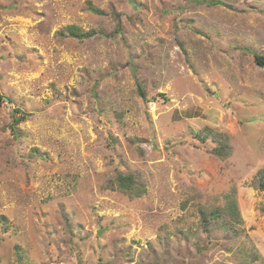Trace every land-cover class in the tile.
<instances>
[{"label": "rangeland", "instance_id": "374dc122", "mask_svg": "<svg viewBox=\"0 0 264 264\" xmlns=\"http://www.w3.org/2000/svg\"><path fill=\"white\" fill-rule=\"evenodd\" d=\"M256 56L264 0H0V264H264Z\"/></svg>", "mask_w": 264, "mask_h": 264}, {"label": "trees", "instance_id": "16d2710c", "mask_svg": "<svg viewBox=\"0 0 264 264\" xmlns=\"http://www.w3.org/2000/svg\"><path fill=\"white\" fill-rule=\"evenodd\" d=\"M88 9L93 14L103 15V13L101 11H98L97 9H94L92 7H89ZM65 29L67 31V35L70 38L77 39V40L88 39L94 34L93 31L85 32V31H82L75 26H68ZM255 60L257 61L258 65H260V66L264 65V59L262 57L256 56ZM137 91L141 97H144V92L142 91L140 86H137ZM19 121H20L19 119L14 120V122H16V123H18ZM207 135L211 136L212 141L215 144V148L212 149V153L216 157L227 158L231 153V147H230L229 140L226 139L225 136H223L222 134L214 132L210 128H204L202 131L197 133V137L202 142L205 141V138ZM116 183H117V189L123 193H126V194H132L133 193L134 195L139 194L137 184L135 183L134 178L131 175H127V176L119 175L116 178ZM257 188L264 192V174L261 176V179H259V182L257 183ZM225 207L234 216L233 219L237 221L238 212L236 211V208L234 207V203L230 202V203L226 204ZM220 211H221V209H213V211L210 212V216L213 217L215 222L219 223L218 224L219 227H223V228L231 227L229 220H223L220 217V214H221ZM0 221L5 222L6 221L5 217L1 215ZM202 223H203V228L207 231L209 221L204 219L202 221Z\"/></svg>", "mask_w": 264, "mask_h": 264}, {"label": "water", "instance_id": "95a60500", "mask_svg": "<svg viewBox=\"0 0 264 264\" xmlns=\"http://www.w3.org/2000/svg\"><path fill=\"white\" fill-rule=\"evenodd\" d=\"M101 234V230L98 231L97 235H100Z\"/></svg>", "mask_w": 264, "mask_h": 264}]
</instances>
